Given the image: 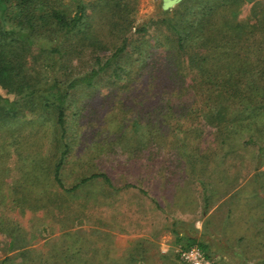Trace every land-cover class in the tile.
I'll return each mask as SVG.
<instances>
[{
  "label": "rangeland",
  "instance_id": "rangeland-1",
  "mask_svg": "<svg viewBox=\"0 0 264 264\" xmlns=\"http://www.w3.org/2000/svg\"><path fill=\"white\" fill-rule=\"evenodd\" d=\"M65 1L73 9L74 0ZM199 2L181 0L163 10L162 0H131L130 20L135 27L162 18L164 11L176 19L185 15L186 6L191 12ZM262 14L264 0H250L242 1L232 17L245 24ZM95 16L92 29L111 48L107 54L117 45V34L109 32L104 13ZM148 40L143 48L151 45ZM255 54L242 57L250 63L259 59ZM131 55L124 60L137 57ZM91 56L89 51L78 58L76 72L87 71ZM177 73V86L189 95L192 73L186 57ZM110 79L107 72L94 88L71 93L66 127L72 148L63 160L61 178L69 188L81 177L104 172L111 184L98 177L73 193L63 192L51 177L60 155L57 138L48 131L39 132V127L37 135H32L28 127L29 141H37V152L21 160L11 156L15 168L0 190V264H185L173 251L161 254L155 247L138 246L134 235L155 232L161 226L169 229L171 222L178 230L190 226L188 221L199 225L206 216L199 212L205 204L204 213L212 212L202 235H209L214 243L224 236L232 245L225 247L220 239L213 248L204 249L208 255L218 264H264V117L258 122L262 140L247 144L246 137L231 134L233 150L227 153L216 142V129L202 119L201 110L194 111L200 103L187 102L188 118H168L170 127L165 125L164 135L157 134L151 145L141 128L135 132L134 120L142 125L149 119H167L156 111L148 116L141 105H132L123 115L120 105L132 99V92L108 86ZM164 104L156 105L163 106L161 114L167 113ZM118 124H123L120 130ZM172 125L186 130L182 143V134L174 132Z\"/></svg>",
  "mask_w": 264,
  "mask_h": 264
},
{
  "label": "trees",
  "instance_id": "trees-1",
  "mask_svg": "<svg viewBox=\"0 0 264 264\" xmlns=\"http://www.w3.org/2000/svg\"><path fill=\"white\" fill-rule=\"evenodd\" d=\"M201 1L191 12L186 6L185 15L176 19L164 11L162 18L134 27L131 0H94L90 5L74 0L73 9L65 0H0V90L4 92L0 93V190L15 168L12 155L20 160L35 156L31 152H37V141H29L28 134L33 130L34 135L37 127L57 138L60 155L51 177L59 189L73 193L98 177L111 184L104 172L81 177L69 188L61 178L63 160L72 148L66 127L71 93L94 88L107 72L111 76L108 86L132 92V99L120 105L123 115L132 105H141L148 116L156 111L167 119H149L142 125L134 120L135 132L141 128L151 145L157 134L164 135L165 125L170 127L168 118H188L187 102L200 103L194 111L201 110L202 119L216 129V142L227 153L233 150L231 134L246 137L247 144L262 140L258 122L264 117V14L244 24L232 15L242 1L250 0ZM99 11L118 39L107 54L111 48L92 29V18ZM148 39L151 45L143 48ZM89 51L87 71L76 72L78 58ZM252 52L259 59L250 62L251 67L242 56ZM129 53L137 57L124 60ZM183 57L192 73L189 95L180 91L176 80ZM160 97L167 113L161 114L162 105L156 107ZM27 115L32 118L26 119ZM173 128L182 134V143L186 130L180 125ZM35 164H30L32 169Z\"/></svg>",
  "mask_w": 264,
  "mask_h": 264
},
{
  "label": "crops",
  "instance_id": "crops-1",
  "mask_svg": "<svg viewBox=\"0 0 264 264\" xmlns=\"http://www.w3.org/2000/svg\"><path fill=\"white\" fill-rule=\"evenodd\" d=\"M204 211H205V206L202 207V211H199L203 215H206L204 216L202 223H199V225H195L193 221H188L191 224L190 226H186V228L182 230H178L177 229L178 226H176L174 223L171 222L169 229L163 230L161 226V228L155 232H147L143 230L140 233H136L134 237L138 238L137 245L140 246L141 244H144L146 246L155 247L156 251L161 254L173 251L176 257H177L176 250L179 247H188V246H193V245L201 248L204 251V253L207 256H209L208 253L204 249L213 248L216 243L218 244L220 243V239L223 242V245H225V247H231L232 246L231 243H229L224 236H222L221 238H217L214 243L209 235L207 236L202 235L204 232L201 229L204 227L203 225L204 223H208L209 215L212 212V210H210L208 214H205ZM184 224L187 225L186 223ZM243 238L244 237H241V239ZM237 239L239 238L237 237ZM196 241H198L199 243H196ZM210 241H212V243H210ZM211 259L215 260L213 261L214 264H218V259H215L214 257H212ZM139 260H142V259H139Z\"/></svg>",
  "mask_w": 264,
  "mask_h": 264
},
{
  "label": "built area",
  "instance_id": "built-area-1",
  "mask_svg": "<svg viewBox=\"0 0 264 264\" xmlns=\"http://www.w3.org/2000/svg\"><path fill=\"white\" fill-rule=\"evenodd\" d=\"M176 255L185 264H214L213 260L195 245L179 247L176 250Z\"/></svg>",
  "mask_w": 264,
  "mask_h": 264
},
{
  "label": "water",
  "instance_id": "water-1",
  "mask_svg": "<svg viewBox=\"0 0 264 264\" xmlns=\"http://www.w3.org/2000/svg\"><path fill=\"white\" fill-rule=\"evenodd\" d=\"M181 0H162V9L167 10L173 7L175 4L179 3Z\"/></svg>",
  "mask_w": 264,
  "mask_h": 264
}]
</instances>
